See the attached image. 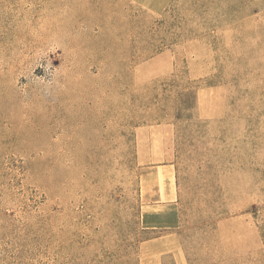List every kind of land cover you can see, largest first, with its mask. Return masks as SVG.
<instances>
[{"label": "rangeland", "instance_id": "1", "mask_svg": "<svg viewBox=\"0 0 264 264\" xmlns=\"http://www.w3.org/2000/svg\"><path fill=\"white\" fill-rule=\"evenodd\" d=\"M0 264H264V0H0Z\"/></svg>", "mask_w": 264, "mask_h": 264}, {"label": "crops", "instance_id": "2", "mask_svg": "<svg viewBox=\"0 0 264 264\" xmlns=\"http://www.w3.org/2000/svg\"><path fill=\"white\" fill-rule=\"evenodd\" d=\"M159 167H160V166H159ZM170 191L172 192V194H174V193H173V188L170 189ZM171 200H173V199H171ZM160 201H163V200H162V199L158 200V202H160ZM156 214L159 215V213H156ZM152 216H154V215H150V214H148V215L145 216V219H148V220L150 221V223H149L148 220H147V228H150V229H157V228H164V227H166V226H163V224H161V223L158 222V221H151L150 218H151ZM155 216H156V215H155Z\"/></svg>", "mask_w": 264, "mask_h": 264}]
</instances>
